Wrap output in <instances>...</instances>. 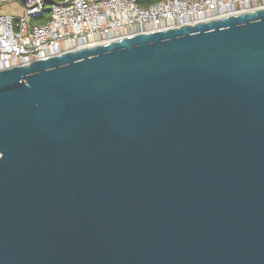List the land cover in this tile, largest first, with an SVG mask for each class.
Returning a JSON list of instances; mask_svg holds the SVG:
<instances>
[{"label": "water", "instance_id": "water-1", "mask_svg": "<svg viewBox=\"0 0 264 264\" xmlns=\"http://www.w3.org/2000/svg\"><path fill=\"white\" fill-rule=\"evenodd\" d=\"M0 264H264V10L0 71Z\"/></svg>", "mask_w": 264, "mask_h": 264}, {"label": "built area", "instance_id": "built-area-1", "mask_svg": "<svg viewBox=\"0 0 264 264\" xmlns=\"http://www.w3.org/2000/svg\"><path fill=\"white\" fill-rule=\"evenodd\" d=\"M5 0H0V6ZM0 14V71L143 33L264 10V0H21Z\"/></svg>", "mask_w": 264, "mask_h": 264}, {"label": "crops", "instance_id": "crops-1", "mask_svg": "<svg viewBox=\"0 0 264 264\" xmlns=\"http://www.w3.org/2000/svg\"><path fill=\"white\" fill-rule=\"evenodd\" d=\"M10 0H5L2 2L0 6V12L4 14H11V15H21L22 14V4L21 0H13L12 2H9ZM9 2V3H8ZM7 3L6 5H4Z\"/></svg>", "mask_w": 264, "mask_h": 264}, {"label": "trees", "instance_id": "trees-1", "mask_svg": "<svg viewBox=\"0 0 264 264\" xmlns=\"http://www.w3.org/2000/svg\"><path fill=\"white\" fill-rule=\"evenodd\" d=\"M160 0H136L137 4L142 6V7H147L151 4H154Z\"/></svg>", "mask_w": 264, "mask_h": 264}, {"label": "rangeland", "instance_id": "rangeland-1", "mask_svg": "<svg viewBox=\"0 0 264 264\" xmlns=\"http://www.w3.org/2000/svg\"><path fill=\"white\" fill-rule=\"evenodd\" d=\"M12 1H13V0H10L9 2H12ZM9 2H8V3H9ZM6 4H7V3H5L4 5H6ZM0 14H2V12H0Z\"/></svg>", "mask_w": 264, "mask_h": 264}]
</instances>
